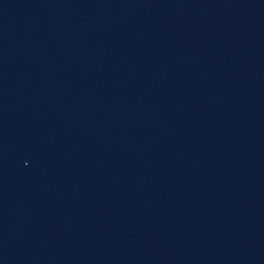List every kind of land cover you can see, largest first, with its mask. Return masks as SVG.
Wrapping results in <instances>:
<instances>
[{
    "label": "water",
    "instance_id": "water-1",
    "mask_svg": "<svg viewBox=\"0 0 264 264\" xmlns=\"http://www.w3.org/2000/svg\"><path fill=\"white\" fill-rule=\"evenodd\" d=\"M0 264H264V0H0Z\"/></svg>",
    "mask_w": 264,
    "mask_h": 264
}]
</instances>
